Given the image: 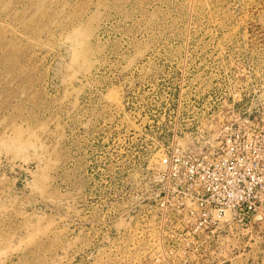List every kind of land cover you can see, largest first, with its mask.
<instances>
[{
    "label": "rangeland",
    "instance_id": "obj_1",
    "mask_svg": "<svg viewBox=\"0 0 264 264\" xmlns=\"http://www.w3.org/2000/svg\"><path fill=\"white\" fill-rule=\"evenodd\" d=\"M186 58L264 118V0H0V264H264V209L170 221Z\"/></svg>",
    "mask_w": 264,
    "mask_h": 264
},
{
    "label": "built area",
    "instance_id": "obj_2",
    "mask_svg": "<svg viewBox=\"0 0 264 264\" xmlns=\"http://www.w3.org/2000/svg\"><path fill=\"white\" fill-rule=\"evenodd\" d=\"M206 61L186 58L185 72L170 76L183 81L190 130L161 163L171 181L167 194L177 197L169 217L177 233L219 239L264 209V118L247 93L231 87L236 78L206 71Z\"/></svg>",
    "mask_w": 264,
    "mask_h": 264
}]
</instances>
